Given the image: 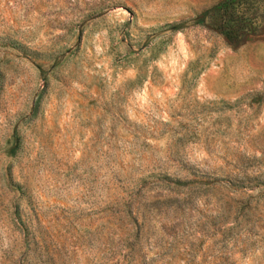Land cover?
<instances>
[{"label":"rangeland","instance_id":"1","mask_svg":"<svg viewBox=\"0 0 264 264\" xmlns=\"http://www.w3.org/2000/svg\"><path fill=\"white\" fill-rule=\"evenodd\" d=\"M0 264H264V0H0Z\"/></svg>","mask_w":264,"mask_h":264},{"label":"trees","instance_id":"2","mask_svg":"<svg viewBox=\"0 0 264 264\" xmlns=\"http://www.w3.org/2000/svg\"><path fill=\"white\" fill-rule=\"evenodd\" d=\"M223 33L228 37L233 39L235 36L238 37V33H233V31L230 30H223Z\"/></svg>","mask_w":264,"mask_h":264}]
</instances>
